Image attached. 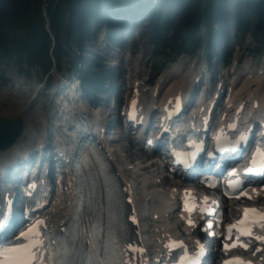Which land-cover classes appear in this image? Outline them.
I'll return each instance as SVG.
<instances>
[{
    "label": "trees",
    "instance_id": "obj_1",
    "mask_svg": "<svg viewBox=\"0 0 264 264\" xmlns=\"http://www.w3.org/2000/svg\"><path fill=\"white\" fill-rule=\"evenodd\" d=\"M130 1L0 0V64L16 54L20 63L24 55L28 68L22 70L27 73L35 66L49 73L56 64L60 68L64 58H70L76 68V61L80 59L77 50L83 49L90 24L103 22L108 14L117 13ZM142 1L151 2L149 13L160 18L158 27L153 28L155 38L162 41V47L170 53L193 51L202 39L208 43L216 40L221 46L229 39L226 26L230 24L249 30L264 50V0ZM222 15H225L224 20ZM169 26H172V34L163 32ZM216 26H221L219 32ZM21 29L24 30L22 36L18 33ZM102 61L98 54L84 59L85 68L79 70L78 75L85 89L95 91V83L104 78L107 71ZM49 80L51 83L52 78Z\"/></svg>",
    "mask_w": 264,
    "mask_h": 264
},
{
    "label": "rangeland",
    "instance_id": "obj_2",
    "mask_svg": "<svg viewBox=\"0 0 264 264\" xmlns=\"http://www.w3.org/2000/svg\"><path fill=\"white\" fill-rule=\"evenodd\" d=\"M154 26L155 24L153 23H147L140 27L138 26L137 29L134 31V33L138 31L137 35H135L134 37V40L132 41L131 38H128L127 44L125 46H133V48H135L134 52H132V56L134 55L132 59H130V52H127L126 53V57L128 56L127 60L122 61L123 58L125 57L123 56L121 46H117L116 48L106 50L105 52L107 53V55H109L110 58L115 57L117 59L116 61L117 63L110 61L108 63V67H110L111 64H119V65L124 64L129 70V78H133V80L136 78V76H140L138 77L140 79L145 78L147 77V74H149L150 72L152 74H155L157 72V69L160 67L162 63L161 60L162 58H156V59L153 58L154 52L157 53L160 51V49H155L154 44L151 41L152 27ZM233 30H234V26L231 27V31ZM140 32H142V34H140ZM18 33L19 35L22 36L24 34V30L21 29L18 31ZM131 34L133 33H130V35ZM92 42H94L93 50L95 52L99 50L100 51L102 50L103 52V49L105 48L104 46H106L107 44L106 41L100 40L99 34L96 36L95 39L92 40ZM234 42H236V46L238 45V48L236 47L233 53V60L235 62V66L233 67V70H235V68L237 70L238 69L241 70L242 68L240 66L242 65L247 66L251 63L252 61L251 51L253 49L258 50V45L256 41L253 39V35L247 31L245 32L241 31L240 33H238L236 35ZM18 58L19 56L14 54L10 58L4 60L5 61L4 63L0 64V118L8 119V120L18 118L24 120V116L22 115V113L18 114V112H16V110L14 109L16 102L18 103L19 101L21 105L19 107H21L23 111L29 110L30 112L34 113L36 117H38L39 119L38 116L39 110L36 109L35 106H37L38 108H40L42 105L47 106L48 101L45 100L44 96L35 99L33 95V90L37 89L36 84L37 85L40 84V87L44 84L43 72L38 66H35L33 69L31 68L30 74H27L24 70L22 71V68L23 69L28 68L27 62H25L24 60V55H22L21 63L18 61ZM196 58L199 60L201 64L204 63L203 53L197 56ZM68 61L69 60L67 58H64V60L62 61V67H61V70H63L62 74L65 72V69L68 68L69 66ZM214 62L215 60L213 59V61L211 63H208L207 65L210 67L212 66L214 67L213 64ZM262 62H264L263 59H261L260 65H262ZM260 65L255 62L253 67L255 66V69H257L256 66H260ZM189 68L190 67L187 65L186 70H188ZM4 79H7L8 81L4 82ZM172 83L171 85H173ZM119 84L121 85L120 81L118 82V85ZM240 87H244V83H241ZM143 89H144L143 97L144 99H148L150 97V93L152 92V90H149V87L147 85H145ZM167 89L168 87L164 91L166 92ZM103 103L105 104L104 100L101 101V104ZM104 111L110 112V108H106ZM46 113H49V110L48 112L46 111ZM114 117H117V115L116 114L113 115L112 118ZM120 136L121 139L118 138ZM127 136H129L128 132L124 131L123 135H119L118 137H116L118 138L116 139V141L118 142L117 145H114V147L121 148V150L123 151V155L121 156L120 162L123 163L124 160H128L130 158H132L133 160L135 158L144 159L145 157L143 153L144 151L140 148L139 145L138 146L134 145L133 143L134 141L130 137L129 139H131V143H132L131 144ZM159 174L162 175V172ZM128 175L130 174L128 173ZM159 179L160 177L155 178L156 181H158ZM138 189H140L139 186Z\"/></svg>",
    "mask_w": 264,
    "mask_h": 264
},
{
    "label": "bare ground",
    "instance_id": "obj_3",
    "mask_svg": "<svg viewBox=\"0 0 264 264\" xmlns=\"http://www.w3.org/2000/svg\"><path fill=\"white\" fill-rule=\"evenodd\" d=\"M230 74L231 73L228 74V78L225 79L224 84H227V82L229 80ZM174 80L175 79H171V80L162 79V80H159L158 84L155 86L154 89H157L159 87L162 88V93H164V94L167 95V98L166 99H170L172 96L173 97H177V96L183 97L185 95L186 88L190 87V84L191 83L190 84H185L183 82H179L177 84L171 85V82H173ZM139 84H140L139 87L141 86L139 88V90H140V89H142V84L141 83H139ZM167 87H168V89H167L168 92L167 91L165 92L164 90ZM153 97L154 96L152 94V98ZM137 98H138V96H137ZM18 103H19V101H18ZM18 103L16 102L14 109L16 110V112H18V114L19 113L20 114L22 113V115L24 116V120L22 119V121H24V131L21 134V136L16 140V142L14 143V145L9 150H5V151L0 150V168H4V169H5V166H4L5 163H7L8 161H11L15 155L19 154L20 153L19 150H22L24 148L29 147L26 144H29L31 142V139H29L30 133H32L34 130H37L38 131L39 130V126H40L39 125V119H38V117H36V115L34 113L30 112L29 110L28 111L27 110H24L23 111L22 108L19 107V106H21L20 103L19 104ZM150 103L152 105L154 104L153 99L150 100ZM100 111L101 110H99V112ZM153 112H155V111H153ZM153 112L151 110V113H153ZM127 137H128V140L131 143V139H129L130 136H127ZM118 138H121V136L118 137ZM118 138H116V139H118ZM110 149H111L112 160L114 159L115 162L118 164V157H119L120 154L118 153L119 151L117 150V147H114V145L111 144ZM118 166L120 167L121 173H122V176L121 175L120 176L124 180V182L126 183L125 185H126L127 190L128 191H132L133 192V195L136 197L137 204H138V208L140 210L139 211L140 212V215L143 216L144 214L147 213L146 207H144V206L147 203L148 204L152 203L153 198H162V193H159V192L153 193V198L151 196L152 193H150V194H143L142 197H141L140 190L138 189L137 186L136 187L135 186L133 187V184L131 182V180H132L131 178H133L132 176H134V175H131V174L128 175V173H127V170L129 168V166H123V165H121V166L118 165ZM150 171H151L150 173L152 174V176H155L156 169L155 168L153 170L150 169ZM128 183L130 184V186L128 185ZM181 184H184V182H181ZM172 187H174V186H172ZM139 188L141 189L140 186H139ZM177 190L178 189H174V191H177ZM151 207L153 208V211H157L155 213H160L161 210H160V208L158 206L156 207L154 205V206H151ZM149 209H150V207H149ZM62 210H63V206L62 205H59V203L56 201L54 206H52L51 208H49L48 210H46L42 214V217L45 219V221L47 222V224H48V226H49L50 229L56 230L58 228L60 222L62 221V219L65 218L66 214H64L63 216H61ZM144 232H145V230H144Z\"/></svg>",
    "mask_w": 264,
    "mask_h": 264
},
{
    "label": "snow or ice",
    "instance_id": "obj_4",
    "mask_svg": "<svg viewBox=\"0 0 264 264\" xmlns=\"http://www.w3.org/2000/svg\"><path fill=\"white\" fill-rule=\"evenodd\" d=\"M252 163L254 164L256 161L253 160ZM250 212L255 213V210L245 209L246 219ZM256 215L259 216L260 220H264V214L256 213ZM43 223L44 221L38 220L26 230L20 231L18 236L15 233L5 236L3 229L7 225L0 221V264H57L56 255L70 257L76 251L72 245H62L60 251L55 255L46 249L43 235L39 231V226ZM240 223L244 224L245 221ZM231 227L237 226L233 225ZM241 231L245 235L250 234V229H241ZM257 239L264 240V237H257ZM235 246V244L225 245L226 248ZM241 246L246 247V245ZM128 247L132 251L136 250L131 244ZM140 251H143V249H140ZM225 264H244V262L237 258L235 262L225 261Z\"/></svg>",
    "mask_w": 264,
    "mask_h": 264
},
{
    "label": "water",
    "instance_id": "obj_5",
    "mask_svg": "<svg viewBox=\"0 0 264 264\" xmlns=\"http://www.w3.org/2000/svg\"><path fill=\"white\" fill-rule=\"evenodd\" d=\"M23 130V122L19 119L0 118V148L11 147Z\"/></svg>",
    "mask_w": 264,
    "mask_h": 264
}]
</instances>
